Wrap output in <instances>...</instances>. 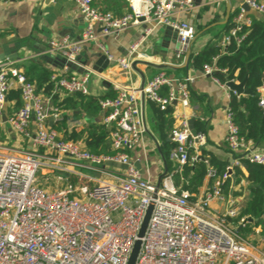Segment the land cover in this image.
<instances>
[{"label":"built area","instance_id":"obj_1","mask_svg":"<svg viewBox=\"0 0 264 264\" xmlns=\"http://www.w3.org/2000/svg\"><path fill=\"white\" fill-rule=\"evenodd\" d=\"M75 1L87 27L79 41H52L51 51L59 52L65 64L62 72L51 76L55 89L49 100L62 89L73 94L90 93L91 73L75 74L71 67L89 42H96L109 62L120 66L132 79L140 43L157 29L170 27L177 32V58L188 51L196 35L194 25L173 19L176 12L192 9L193 0H128L130 11L124 15L98 9L95 0ZM244 2L264 21L263 0ZM143 24L142 38L125 55H113L100 41ZM250 25L251 19L244 12L237 14L234 25L223 36V46L233 41L240 45ZM217 71L225 72L215 64L203 68L204 74L226 87L227 83L215 76ZM193 80L192 76L179 79L161 71L142 88L116 85V95L99 102L105 113L104 123L110 127L113 152L96 154L81 143L60 137L49 125L46 99L35 83L13 60L0 59V121L6 114L10 91L17 88L22 105L8 117L9 122L21 136L32 137L30 129L35 128L33 148L17 153L0 150V264H128L151 204L154 209L135 264H264V228L257 229L253 237L245 236L242 230L250 223L248 218L242 217L239 225L231 223L239 215L238 209L230 207L220 212L211 206L214 200L226 201L223 180L216 178L210 189L196 196L177 187L172 171L160 183L145 177L128 152L142 144L146 135L142 101H154L162 109L174 102L187 107ZM164 85L169 86L168 97L159 93ZM260 104L264 106V99ZM52 116L57 119L60 115L54 112ZM226 124L230 150H243L245 160L264 164V152L240 135L230 106ZM171 138L176 146L169 159L177 164L176 172L191 161L210 164V158L199 151L206 136L202 132L193 135L187 117L172 130ZM79 163L102 176H89L92 184L71 183L67 175L76 173L74 167ZM238 163L227 168L223 179L232 175L230 171ZM41 170L45 182L50 179L49 173H58L56 181L62 186L44 187L38 178ZM215 175L216 170L210 166L207 176Z\"/></svg>","mask_w":264,"mask_h":264},{"label":"crops","instance_id":"obj_2","mask_svg":"<svg viewBox=\"0 0 264 264\" xmlns=\"http://www.w3.org/2000/svg\"><path fill=\"white\" fill-rule=\"evenodd\" d=\"M193 1L194 7L192 9L178 11L173 15V19L187 21L196 29V35L190 44L192 54L188 64L186 63L187 52L181 58L176 57V50L179 46L177 32L170 27H160L140 43L139 54L133 64L132 79L120 66L113 62H110L106 67L99 66L100 71L95 69L100 55L105 54L93 41L85 45L80 57L71 67L75 74L91 73L90 93L86 96L98 99L115 96L117 93L116 85L142 88L161 71L179 79L192 76L194 80L189 83V106L185 107L180 102H176L172 104L167 114H162L156 102L148 99L142 101L147 125L146 135L142 144L128 150V152L135 163H140L142 174L145 177H150L154 182L159 183L160 177L166 170L172 171L174 174L178 173L182 181L183 175L180 171H175L178 168L177 164L169 159L172 149L176 146L171 138V133L180 124L183 117H187L189 121L191 118H195L196 129L198 130V126H200L198 132H202L206 136V142L199 149L200 154L215 158L219 163L225 164L226 169L237 160L240 162L233 166L232 174L234 177L231 175L223 179L224 173L218 177L224 182L223 191L226 201L214 200L211 206L220 212L230 207H235L240 211L247 207L252 194L250 192L249 173L243 162L245 152L243 150L232 151L226 143L227 109L233 95L247 97L257 93L260 100L264 99V74L262 84L257 87L256 92L252 91L246 82L245 89L253 93L238 94L228 86H222L212 76L204 74L202 69L194 67L192 56L203 51L210 44H220L224 49L223 36L230 30V25L234 23L237 14L244 12L245 16L251 19V25L256 19L263 21V17L251 8L246 11L244 0ZM94 5L100 10L109 11L115 15H124L130 11L128 0H95ZM86 27L87 21L79 11L75 0L0 2V57L4 55V59L13 60L30 81L35 83L38 92L46 99L50 117H53L54 112H58L59 118H53L52 124L49 118V125L50 127L57 126L55 129H57L60 137L72 140L70 137L74 133H78L82 136L77 142L87 148L85 139L89 132L97 127L105 126L109 133V151H103L101 154H107L112 153L113 150L110 127L104 123L105 113L101 107L95 108L93 103H87L88 100L81 101L77 94L68 93L63 89L57 92L56 98L53 97L49 100L50 93L46 91L48 81L45 73L62 72L65 64V59L59 52L51 51L52 41L61 39H68L72 42L79 41ZM143 34L144 24L131 26L117 36L101 38L100 41L113 55L122 56L128 52L134 43L139 42ZM238 73L239 70L236 75ZM231 80L240 83L244 79L235 78ZM164 86L169 89L168 85ZM13 94H19V90L13 88L8 97ZM20 106L21 98L18 103L14 96L11 100L8 98L6 114L0 121V136L4 139V142L0 143V150L7 153H17L24 148H26L25 150L33 148L34 126L30 129L32 137H26L17 133L9 122L8 117ZM249 141L257 151L264 152V138L259 141ZM9 144H12V147ZM191 154L194 155V151ZM167 161L171 165V170L168 168ZM74 170L76 173L71 175L86 180L89 176L100 177L101 175L100 172L93 171L83 163L76 165ZM57 175L58 173H49V181H41L42 185L49 189L61 187L62 185L56 181ZM191 175L189 174V177ZM67 177L70 178L68 175ZM176 178H174L175 183L180 188ZM215 179L206 175L197 190L190 191L198 196L210 189ZM252 222L256 224L260 221L254 219Z\"/></svg>","mask_w":264,"mask_h":264},{"label":"trees","instance_id":"obj_3","mask_svg":"<svg viewBox=\"0 0 264 264\" xmlns=\"http://www.w3.org/2000/svg\"><path fill=\"white\" fill-rule=\"evenodd\" d=\"M233 25L234 23L230 26L232 27ZM246 32L247 37L240 45H237V43L233 41L223 49L220 44H210L203 51L192 56V64L194 67L203 70L205 65H212L215 63L221 70H226V72L217 71L215 73V76L221 82H226L227 80L235 78L243 80L245 77H248V86L252 91L256 92L257 87L262 84L264 74V21L260 19L254 20L251 26L246 27ZM238 70L239 73L236 75ZM45 75L48 81L46 91L51 94L55 89L50 77L52 74L51 72H48L45 73ZM159 93L162 97H168V87L163 86ZM76 94L81 101L86 99L88 100L87 103H93L95 108H99L100 99L95 97L88 98L86 95L81 93ZM13 96L16 98L18 103L21 98L20 91L19 94L10 95L8 98L11 100ZM53 97H57V92L53 95ZM157 105L159 104L157 103ZM171 106L172 104L168 105L166 109H162L159 105L160 113L167 114L170 111ZM230 107L234 111L236 122L240 126L241 136L248 141H259L264 138V107L260 105V97L257 93L247 97H238L237 95H233ZM56 127L57 126L54 125L53 128ZM58 128L60 127L58 126ZM200 128L201 127L198 126V130H200ZM81 136L82 135H79L78 133H74L70 139L77 142ZM108 136L109 133L105 126L97 127L96 129L91 130L85 139L87 149L96 154H101L103 151L108 152ZM243 162L249 173L250 192L252 194V198L249 200L247 207L242 212L241 217L247 216L248 218L251 217L262 221L264 218V164L251 162L249 160H244ZM167 164L169 170H171L169 161H167ZM210 166L216 170V175L213 179L220 177V175L225 173L227 170L225 164H221L215 158L210 157V164L199 160L193 162L191 161L184 165L182 169H180V173L183 175L182 181L178 173L174 174V178L177 177L176 179L180 189L195 191L203 182ZM189 174H192L191 177H189ZM69 180L73 184H92L88 180L74 175H71ZM231 220L232 219L230 218L228 219L229 222Z\"/></svg>","mask_w":264,"mask_h":264},{"label":"water","instance_id":"obj_4","mask_svg":"<svg viewBox=\"0 0 264 264\" xmlns=\"http://www.w3.org/2000/svg\"><path fill=\"white\" fill-rule=\"evenodd\" d=\"M244 9L246 11H249L250 10L249 5L248 4H244ZM191 54H192V49H191V46H190L188 51H187V58H186V63L187 64L189 63ZM4 58H5V56L1 55L0 59H4ZM109 63L110 62H109L108 58L105 55H100L98 61L96 62L95 69L100 71L101 69L99 68V66L106 67ZM246 82H247V77L240 83H236L233 80H227V86L231 90L237 92L238 94H242V93L252 94L253 93L252 91H250L248 89H245ZM174 103H176V102H174ZM50 122H51V124L53 123V117H50ZM189 124H190V128H191V131H192L193 135H197L198 130L195 127V118H191L190 121H189ZM136 166L139 169H142V167H141L139 162L136 163ZM167 172H168V170H166L165 173L160 177L159 183L161 182L162 178L166 175ZM230 173H233V172L230 171ZM232 175L234 177V174H232ZM153 209H154L153 204H151L148 207V209H147V212L145 214L141 229L139 231L138 239L136 240V242L134 244V247H133L132 253L130 255L128 264H135L136 263V260L138 258V255H139V252H140V249H141V245H142V238L145 236V233H146V230L148 228V224H149ZM248 220L250 222H252V221H254V218L250 217V218H248ZM240 229L241 228H239V230Z\"/></svg>","mask_w":264,"mask_h":264},{"label":"rangeland","instance_id":"obj_5","mask_svg":"<svg viewBox=\"0 0 264 264\" xmlns=\"http://www.w3.org/2000/svg\"><path fill=\"white\" fill-rule=\"evenodd\" d=\"M1 142H4V139L0 136V143ZM12 144H9V146H11ZM12 147V146H11ZM26 148H24L23 150H25ZM102 175H100L101 177ZM38 178L40 181H44L45 180V176H44V173H42V170L38 172ZM241 211V212H240ZM239 212V215L235 218H233L232 220V224L233 225H239L242 217H241V214L244 210H240ZM245 218H248V217H245ZM264 228V218L262 221H260L259 223H253V222H250L248 223L247 227H244L243 230H242V233L245 235V236H252L254 234H256V230L257 229H262ZM253 237V236H252Z\"/></svg>","mask_w":264,"mask_h":264}]
</instances>
